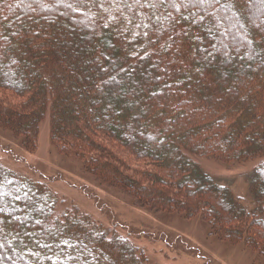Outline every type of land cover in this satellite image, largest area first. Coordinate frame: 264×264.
Returning a JSON list of instances; mask_svg holds the SVG:
<instances>
[{
	"label": "trees",
	"instance_id": "obj_1",
	"mask_svg": "<svg viewBox=\"0 0 264 264\" xmlns=\"http://www.w3.org/2000/svg\"><path fill=\"white\" fill-rule=\"evenodd\" d=\"M44 1L0 0V90L18 97L30 93L36 106L30 114L1 107L0 115L5 112L19 127L35 130L37 117L45 114L51 120L52 137L58 135L74 148L83 150L90 144L96 151L102 149L90 137L99 133L104 141L120 144L136 161L160 162L158 175L144 174L162 181L181 175V184L191 179L199 191L220 193L227 204H218V196L211 195L217 220L220 214L241 222L242 241L264 251V244L256 241L258 233L251 236L248 228L253 224L264 232L263 2L226 0L220 6L209 0L205 9L198 0H182L177 8L179 0H52L53 6ZM236 13L259 49L238 38ZM225 23L233 43L243 49L238 55L225 48ZM82 33L86 36L80 38ZM13 76L21 82L20 89ZM126 84L129 88L123 94ZM159 135L164 136L163 145L158 144ZM209 148L214 155H232V160L237 155L260 158L249 181L251 208L193 160V155L202 156ZM82 154L89 163L96 160ZM113 168L126 187L149 190V185ZM18 186L34 191V202L47 197L48 205L33 218H20L19 212L29 206L25 199L13 204L0 198V253L6 251L14 261L10 264H47L48 259L57 264H149L128 239L76 208L55 216L58 199L50 188L0 164V193L9 195ZM164 199L172 201L169 196ZM181 206L189 208L188 203ZM68 219L75 224L51 231ZM84 229L92 234L76 236ZM57 239L64 246H58Z\"/></svg>",
	"mask_w": 264,
	"mask_h": 264
},
{
	"label": "rangeland",
	"instance_id": "obj_2",
	"mask_svg": "<svg viewBox=\"0 0 264 264\" xmlns=\"http://www.w3.org/2000/svg\"><path fill=\"white\" fill-rule=\"evenodd\" d=\"M258 1L264 4V0ZM225 2L226 0L218 2L213 0L211 4L221 6ZM198 3L206 9L209 0H198ZM44 4L53 6L54 1L45 0ZM60 5H65V2L61 1ZM180 6L182 0H179L178 6L175 5L176 8ZM58 10L56 7L54 11L57 13ZM236 16L240 22L241 35L236 30H232L233 33L237 32L238 38H244L250 45L259 49L250 28L238 13ZM86 21L91 24L90 20ZM85 36L86 34L82 33L80 38ZM222 38L227 50H234L236 55L243 50L238 44L233 43L227 23L224 24ZM215 48L217 50L220 48L217 40ZM13 79L14 86L20 89L19 79L14 76ZM128 88L129 85L126 84L122 93L127 92ZM29 95L30 93H27L23 97H18L7 90H0V108L7 107L13 113H32L36 106L30 101ZM106 103L108 104L107 101ZM4 113L0 115V164L12 172L50 188L58 199V204L54 208L55 216L59 217L64 211L76 208L104 229L128 239L143 252L149 264H264L262 247L259 250L258 247L254 248L252 243L242 241L241 222H235L220 214L221 220H217V208L211 197L216 199L215 196H218L216 199L218 204L221 202L227 204L225 197L219 196L220 193L214 195L210 189L207 193L199 191V188H193L196 184L188 177L186 178L191 187H188L187 182L181 184L178 180L181 175L168 181L152 176L153 179L144 173L153 172L156 173L155 176L158 175L159 169H162L160 162L146 158L136 161L135 157L128 155L129 152L120 144L110 139L104 141L99 133H92L90 137L103 148L96 151V147L89 144L84 145L82 150L74 148L62 138L59 139L58 135L53 138L51 120L45 114L37 117L34 130L28 126L19 127L14 117L9 115L7 117ZM185 136H188L186 132ZM163 141L164 136L159 135L158 144L161 145ZM60 143L62 146L58 145ZM212 151L214 149H205L204 155H193V160L214 179L216 184L228 187L244 207L251 208L252 200L248 195L249 181L260 158L248 160L237 155L235 160H232V155L224 152L214 155ZM82 153L90 154L96 157V160L89 163ZM127 165L131 169L126 167ZM113 167H118L121 173L137 183L149 185V190L139 192L132 189L133 186L126 187V183L121 182L122 177L116 174ZM12 191L9 195L8 191L0 193V198L13 204L18 203V198H24L31 206L19 212L20 218L26 215L33 218L35 213L39 215L38 212L48 205L47 197L45 201L34 202L36 193L27 190L25 186L12 188ZM165 196L172 199L171 203L165 202ZM177 202L181 205L188 203L189 208L185 210L184 206L177 205ZM75 222L68 219L66 224H58L51 231H62L66 225L71 226ZM236 228L240 232L239 236L236 235V232L238 233ZM248 228L251 236H255V232L258 233L257 243L264 244V232L253 224ZM229 230H234L235 235ZM49 234L52 237V233ZM91 234L92 231L84 229L83 233H76V236ZM55 243L64 246L62 240L57 239ZM106 243L109 244V241L106 240ZM2 261L6 264L14 262L12 258H7L4 250L0 253V263ZM57 263L55 259H48L47 264Z\"/></svg>",
	"mask_w": 264,
	"mask_h": 264
},
{
	"label": "snow or ice",
	"instance_id": "obj_3",
	"mask_svg": "<svg viewBox=\"0 0 264 264\" xmlns=\"http://www.w3.org/2000/svg\"><path fill=\"white\" fill-rule=\"evenodd\" d=\"M139 2V0H137V3ZM217 2H218V0H217Z\"/></svg>",
	"mask_w": 264,
	"mask_h": 264
}]
</instances>
